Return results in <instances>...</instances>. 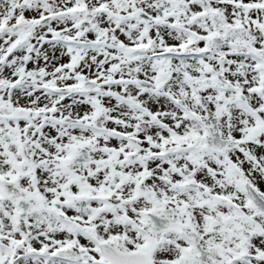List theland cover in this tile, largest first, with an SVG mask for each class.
Here are the masks:
<instances>
[{"label": "snow or ice", "instance_id": "1", "mask_svg": "<svg viewBox=\"0 0 264 264\" xmlns=\"http://www.w3.org/2000/svg\"><path fill=\"white\" fill-rule=\"evenodd\" d=\"M0 264H264V0H0Z\"/></svg>", "mask_w": 264, "mask_h": 264}]
</instances>
